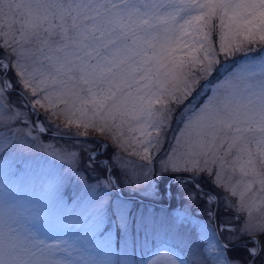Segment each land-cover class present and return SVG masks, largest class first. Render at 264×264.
I'll return each mask as SVG.
<instances>
[{
  "label": "snow or ice",
  "instance_id": "snow-or-ice-1",
  "mask_svg": "<svg viewBox=\"0 0 264 264\" xmlns=\"http://www.w3.org/2000/svg\"><path fill=\"white\" fill-rule=\"evenodd\" d=\"M49 131L105 187L168 184L201 209L203 243L146 264H264V0H0V157ZM4 189L0 264H145L49 243Z\"/></svg>",
  "mask_w": 264,
  "mask_h": 264
},
{
  "label": "rangeland",
  "instance_id": "rangeland-1",
  "mask_svg": "<svg viewBox=\"0 0 264 264\" xmlns=\"http://www.w3.org/2000/svg\"><path fill=\"white\" fill-rule=\"evenodd\" d=\"M33 135L39 139L32 152L0 157V184L5 185L6 198H12L22 210L32 213L30 217L24 213L27 223L49 243L63 240L90 249L110 246L113 259L127 252L145 264L165 245L179 244L184 248L203 243V212L185 202L175 188L165 184L166 194L146 199L143 192L130 186L119 173L112 179H119L120 183L105 187L103 181L108 175L94 171L87 161L77 165L57 158L59 150L72 143L68 137L53 135L51 131ZM104 158L101 154L100 159ZM121 207L131 212L126 233L117 232V221L112 218ZM170 223L176 227H161ZM181 224L183 228L179 229ZM178 254L184 255L179 251Z\"/></svg>",
  "mask_w": 264,
  "mask_h": 264
}]
</instances>
